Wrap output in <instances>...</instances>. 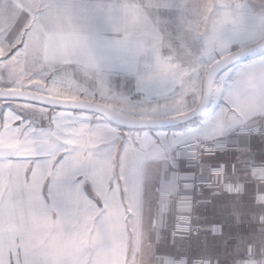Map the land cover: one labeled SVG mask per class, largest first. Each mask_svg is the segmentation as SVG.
Segmentation results:
<instances>
[{"label": "snow or ice", "instance_id": "6c2138e0", "mask_svg": "<svg viewBox=\"0 0 264 264\" xmlns=\"http://www.w3.org/2000/svg\"><path fill=\"white\" fill-rule=\"evenodd\" d=\"M0 264H264V0H0Z\"/></svg>", "mask_w": 264, "mask_h": 264}, {"label": "crops", "instance_id": "0c3cea01", "mask_svg": "<svg viewBox=\"0 0 264 264\" xmlns=\"http://www.w3.org/2000/svg\"><path fill=\"white\" fill-rule=\"evenodd\" d=\"M184 130H185L184 128H180L179 130H173L170 132H181ZM214 217H215L214 221L216 223L223 224L224 226L223 235L213 236L209 234L207 235V240H208V243L215 246V248L218 251L223 252L226 244L231 245L232 243H234L233 239H234L235 234L237 232H240V234H243L242 229H246L248 226L242 225L241 229H237L236 226L232 224L231 219L227 216L226 213L225 214H213L210 211H208L204 213L203 220H209Z\"/></svg>", "mask_w": 264, "mask_h": 264}, {"label": "water", "instance_id": "95a60500", "mask_svg": "<svg viewBox=\"0 0 264 264\" xmlns=\"http://www.w3.org/2000/svg\"><path fill=\"white\" fill-rule=\"evenodd\" d=\"M183 126L182 125H171V126H168L167 128H165L164 130H169V129H176V128H182Z\"/></svg>", "mask_w": 264, "mask_h": 264}, {"label": "rangeland", "instance_id": "374dc122", "mask_svg": "<svg viewBox=\"0 0 264 264\" xmlns=\"http://www.w3.org/2000/svg\"><path fill=\"white\" fill-rule=\"evenodd\" d=\"M184 128V127H182ZM180 128H176V129H169V130H164V131H167V132H170V131H173V130H179ZM215 217L214 218H211L209 220H213L214 221ZM230 233V232H229ZM231 240V239H230ZM234 240V239H233ZM232 242V241H231Z\"/></svg>", "mask_w": 264, "mask_h": 264}]
</instances>
